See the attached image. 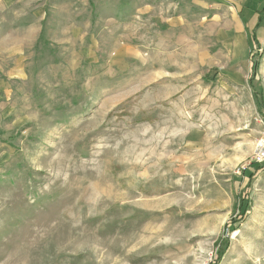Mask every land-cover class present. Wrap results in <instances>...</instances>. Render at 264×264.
<instances>
[{
  "label": "rangeland",
  "instance_id": "obj_1",
  "mask_svg": "<svg viewBox=\"0 0 264 264\" xmlns=\"http://www.w3.org/2000/svg\"><path fill=\"white\" fill-rule=\"evenodd\" d=\"M262 149L229 1L0 0V264H264Z\"/></svg>",
  "mask_w": 264,
  "mask_h": 264
},
{
  "label": "crops",
  "instance_id": "obj_2",
  "mask_svg": "<svg viewBox=\"0 0 264 264\" xmlns=\"http://www.w3.org/2000/svg\"><path fill=\"white\" fill-rule=\"evenodd\" d=\"M229 3L237 8V11L242 16V19H245L249 29H253L257 23L258 14H263L264 12V0H227ZM264 20V19H263ZM263 20L258 27L260 29L261 25H263ZM256 29V41L261 45L264 41H261L257 37ZM253 40V35H252ZM254 41V40H253ZM255 42V41H254Z\"/></svg>",
  "mask_w": 264,
  "mask_h": 264
},
{
  "label": "trees",
  "instance_id": "obj_3",
  "mask_svg": "<svg viewBox=\"0 0 264 264\" xmlns=\"http://www.w3.org/2000/svg\"><path fill=\"white\" fill-rule=\"evenodd\" d=\"M263 19H264V12H263V14H258V17H257V23H256L255 27L252 29L253 40H254L257 44H259V43L256 41V38H255V37H256V34H255V32H256V29H258V27L260 26V24H261V22H262ZM259 45H260V44H259ZM251 69H252V72L256 71V69H257V65L255 64V62L252 63ZM257 165H258V163L254 162V163H252L251 166H255L254 168L257 169V168L260 167V166H257ZM247 169H248V168H247ZM247 169H244V170H243V173H244V174L247 173L248 176L251 177V173H250ZM244 213H245L244 210H243V211L241 210L240 215H244ZM235 222H236V220H233V223H235ZM210 264H211V263H210Z\"/></svg>",
  "mask_w": 264,
  "mask_h": 264
},
{
  "label": "built area",
  "instance_id": "obj_4",
  "mask_svg": "<svg viewBox=\"0 0 264 264\" xmlns=\"http://www.w3.org/2000/svg\"><path fill=\"white\" fill-rule=\"evenodd\" d=\"M263 160H264V149H262L259 152L258 156H256V158H255V161L258 163L262 162ZM208 264H210V263H208Z\"/></svg>",
  "mask_w": 264,
  "mask_h": 264
}]
</instances>
